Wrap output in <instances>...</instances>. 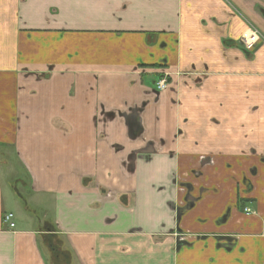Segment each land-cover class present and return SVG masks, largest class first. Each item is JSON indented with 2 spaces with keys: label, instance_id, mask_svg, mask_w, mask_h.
<instances>
[{
  "label": "crops",
  "instance_id": "crops-1",
  "mask_svg": "<svg viewBox=\"0 0 264 264\" xmlns=\"http://www.w3.org/2000/svg\"><path fill=\"white\" fill-rule=\"evenodd\" d=\"M61 249L264 264V0H0V264Z\"/></svg>",
  "mask_w": 264,
  "mask_h": 264
},
{
  "label": "rangeland",
  "instance_id": "rangeland-1",
  "mask_svg": "<svg viewBox=\"0 0 264 264\" xmlns=\"http://www.w3.org/2000/svg\"><path fill=\"white\" fill-rule=\"evenodd\" d=\"M251 32H254V31H251ZM257 34V36L259 35L258 34V32H256ZM250 36V35H249ZM258 39H259V36H258ZM258 39H257V41H258ZM204 159H205V156L203 157H201V161L203 162L204 161ZM23 169V168H22ZM10 176V175H9ZM11 176H13L14 177V175H11ZM25 178V176H24V173H22L21 174V176H20V179H24ZM3 182H5V188H6V191L8 192V194H9V198H10V200H11V206H12V210L11 211H13V213L14 214H16V215H18V218H17V220H18V223H19V225H21V224H23L24 223V221L23 220H21L20 218L22 217L23 219H25L26 217H27V215H25V213L22 211V209L20 208V206H19V204L18 203H16L15 201H14V199H13V195H12V192H11V190L9 189L10 188V177H8L7 176V178L6 177H3ZM17 186H18V188L19 189H24L23 187H22V183L21 182H18V184H17ZM38 217L39 218H41L40 220L41 221H45V220H47L48 219V221H50L51 219H52V217H51V215L49 214L50 213V210H51V208H50V206H48V205H44L43 203H42V206H40V207H38ZM15 220H16V218H15ZM16 222V221H15ZM41 224V223H40ZM16 225V224H15ZM42 228L43 229H49V228H52V223L51 222H49V223H47V225H45V223H42ZM13 229H15V227L13 228ZM47 233V235L46 236H49V238L50 239H47V244H49V243H51V242H53V241H55V236L54 235H49V233L48 232H46ZM64 249H61V251H60V255L62 256L61 257V262H60V264H68L69 262H67V259H66V256H65V251H63ZM56 254L57 255H59V253L58 252H56ZM56 255L54 256H52V258L51 257H49V254H48V256H47V258H46V260L48 261L47 263L48 264H53V263H55V264H57V262H56Z\"/></svg>",
  "mask_w": 264,
  "mask_h": 264
},
{
  "label": "built area",
  "instance_id": "built-area-1",
  "mask_svg": "<svg viewBox=\"0 0 264 264\" xmlns=\"http://www.w3.org/2000/svg\"><path fill=\"white\" fill-rule=\"evenodd\" d=\"M256 34H257L256 31H254L251 32L250 36H247L246 39L245 37L243 38L242 43L245 46V48H247L248 50H252L254 48L258 39V36ZM167 86H168L167 76L161 78L156 83V87L159 91H164L167 88ZM246 213L249 214L250 210L247 209ZM4 224L7 225L8 229L13 230V228L15 227V223H14V215L12 213L5 215Z\"/></svg>",
  "mask_w": 264,
  "mask_h": 264
},
{
  "label": "bare ground",
  "instance_id": "bare-ground-1",
  "mask_svg": "<svg viewBox=\"0 0 264 264\" xmlns=\"http://www.w3.org/2000/svg\"><path fill=\"white\" fill-rule=\"evenodd\" d=\"M248 35L245 36V39L247 38Z\"/></svg>",
  "mask_w": 264,
  "mask_h": 264
}]
</instances>
